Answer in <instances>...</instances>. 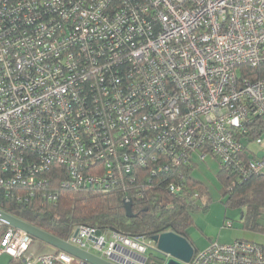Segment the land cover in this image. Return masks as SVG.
I'll list each match as a JSON object with an SVG mask.
<instances>
[{
  "label": "built area",
  "instance_id": "built-area-1",
  "mask_svg": "<svg viewBox=\"0 0 264 264\" xmlns=\"http://www.w3.org/2000/svg\"><path fill=\"white\" fill-rule=\"evenodd\" d=\"M263 64L264 0H0V210L57 196L54 179L110 191L198 155L242 178L264 171V77L250 74ZM98 230L80 224L67 241L117 264L159 251ZM32 243L0 219L11 264H89L59 249L33 257ZM186 264H264V246L215 240Z\"/></svg>",
  "mask_w": 264,
  "mask_h": 264
},
{
  "label": "trees",
  "instance_id": "trees-1",
  "mask_svg": "<svg viewBox=\"0 0 264 264\" xmlns=\"http://www.w3.org/2000/svg\"><path fill=\"white\" fill-rule=\"evenodd\" d=\"M250 72L252 79L264 77V64ZM261 131H257L258 135ZM195 165H183L166 177L153 181L140 177L131 182L126 176L110 191L98 187L64 188L59 179H54L49 189L57 196L46 197L40 193L22 201L12 196L7 198L3 207L64 240L69 239L80 224L100 230H116L130 236L152 237L174 231L189 238L193 214L208 211L211 200L207 186L193 176ZM218 178L227 198L226 205L241 209L243 227L264 234V171L242 178L236 171L220 164ZM172 181L182 184L179 192L169 190ZM128 198L133 202V217L126 212ZM35 239L33 237V241ZM258 243L264 246V243ZM164 262V255L159 251H151L148 255L147 264Z\"/></svg>",
  "mask_w": 264,
  "mask_h": 264
},
{
  "label": "rangeland",
  "instance_id": "rangeland-1",
  "mask_svg": "<svg viewBox=\"0 0 264 264\" xmlns=\"http://www.w3.org/2000/svg\"><path fill=\"white\" fill-rule=\"evenodd\" d=\"M252 146L262 155L261 147L257 143ZM193 176L203 182L210 192V208L208 211H197L193 214V224L188 229V234L197 247L204 248L211 241H234L236 238L254 240L264 243V234L247 230L241 222V209L226 205V196L223 193L221 182L218 178L220 168L219 160L208 155L204 160L196 156ZM229 222L232 224L229 225ZM35 239L34 241H37ZM148 251V255L150 254ZM97 253V252H96ZM95 253V254H96Z\"/></svg>",
  "mask_w": 264,
  "mask_h": 264
},
{
  "label": "water",
  "instance_id": "water-1",
  "mask_svg": "<svg viewBox=\"0 0 264 264\" xmlns=\"http://www.w3.org/2000/svg\"><path fill=\"white\" fill-rule=\"evenodd\" d=\"M125 208L129 217L135 216L132 200L125 202ZM0 219L9 225L26 231L34 238L43 241L56 249L65 251L84 260L86 263L117 264L91 251L79 248L67 240L61 239L13 214L0 210ZM100 233L101 230H98L97 234L99 235ZM151 239L157 244L159 251L163 253L165 264H186L191 261L196 250V247L188 237L174 231H166L154 235Z\"/></svg>",
  "mask_w": 264,
  "mask_h": 264
},
{
  "label": "crops",
  "instance_id": "crops-1",
  "mask_svg": "<svg viewBox=\"0 0 264 264\" xmlns=\"http://www.w3.org/2000/svg\"><path fill=\"white\" fill-rule=\"evenodd\" d=\"M250 149L257 151L256 148H254L253 146H250ZM190 238V237H189ZM236 239H240V238H236ZM242 239V238H241ZM191 240V238H190ZM254 241V240H253ZM191 242L194 244V246L197 249H204L206 248L208 245H206L204 248H199L196 246L195 242L193 240H191ZM212 242V241H211ZM233 241H224L223 243H230ZM57 249L43 241L37 240V241H33V243L31 244L30 250H29V254L33 257L39 255V254H44V253H50V252H54ZM11 262V257L5 253H1L0 254V264H10ZM56 264H65V263H56Z\"/></svg>",
  "mask_w": 264,
  "mask_h": 264
}]
</instances>
